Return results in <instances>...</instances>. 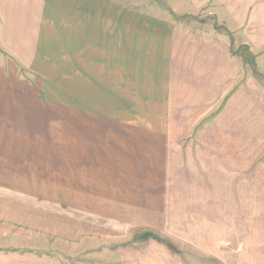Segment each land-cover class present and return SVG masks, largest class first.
<instances>
[{"label":"crops","instance_id":"crops-1","mask_svg":"<svg viewBox=\"0 0 264 264\" xmlns=\"http://www.w3.org/2000/svg\"><path fill=\"white\" fill-rule=\"evenodd\" d=\"M213 2L250 31L264 10ZM230 41L120 0H0V264H264V85Z\"/></svg>","mask_w":264,"mask_h":264},{"label":"rangeland","instance_id":"rangeland-1","mask_svg":"<svg viewBox=\"0 0 264 264\" xmlns=\"http://www.w3.org/2000/svg\"><path fill=\"white\" fill-rule=\"evenodd\" d=\"M125 2L128 5H132L133 8L138 9L139 11L149 12L152 14H159L161 16L169 17L171 19L176 20L177 22L181 23L185 27H188L192 30H200L205 32H218L220 34L226 35L231 41L232 49L235 50L236 54L240 56L243 68H244V75L247 74L253 75L257 77V80L264 85V72L258 71V64L255 61V53L254 50H250L248 44L243 43V40L246 39V36L249 34L251 35L250 38L253 39L258 49L264 53V10H261L259 21L260 23L257 26H254L253 31H250V27L246 25L240 26L237 23L238 20H242L240 18L231 19L233 11H227L218 7L213 0L208 1L206 4H202V6L196 7V9H191L190 11L182 10V11H175L173 10L172 4L173 0H120ZM236 1V0H235ZM180 2V0H177ZM187 2H183V5H186ZM238 13V11H234ZM254 11L248 10L246 11V16L249 20L253 21ZM230 16V17H229ZM243 30H246L248 33H245L244 36L242 33ZM263 58L259 60L260 67L264 69V54ZM260 54V53H259ZM90 93V92H89ZM93 98L96 99V92L91 93ZM93 112H96V107H92ZM173 139L170 141L172 142ZM187 142V141H186ZM247 171V170H246ZM245 171V172H246ZM252 172V171H251ZM251 172H246V175L249 176ZM169 247L178 248L177 250H181L182 247L178 246L177 244H172L169 242L167 244ZM181 248V249H179ZM178 251L180 253H185V251ZM235 252V251H234ZM246 252V251H245ZM206 254V253H205ZM212 255V256H211ZM207 256L212 257L216 261H220L213 254H207ZM68 260V259H67ZM229 261V260H227ZM68 262L70 263H79V264H91L90 260L79 261L77 259H69ZM96 264V262H92Z\"/></svg>","mask_w":264,"mask_h":264},{"label":"water","instance_id":"water-1","mask_svg":"<svg viewBox=\"0 0 264 264\" xmlns=\"http://www.w3.org/2000/svg\"><path fill=\"white\" fill-rule=\"evenodd\" d=\"M148 236H154L157 237L156 234H154L152 231L146 230L142 233L139 234V238L143 239V238H147Z\"/></svg>","mask_w":264,"mask_h":264}]
</instances>
